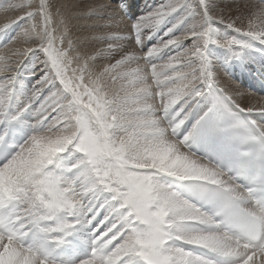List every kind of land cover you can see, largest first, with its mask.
Returning a JSON list of instances; mask_svg holds the SVG:
<instances>
[{
  "label": "snow or ice",
  "instance_id": "obj_1",
  "mask_svg": "<svg viewBox=\"0 0 264 264\" xmlns=\"http://www.w3.org/2000/svg\"><path fill=\"white\" fill-rule=\"evenodd\" d=\"M50 4L0 7L22 13L0 32L26 24L12 42L25 47L0 48V144L8 146L23 113L35 118L0 162V264H264V123L253 119L264 117V97L240 106L206 56L209 44L234 56L248 42L264 45V0L234 19L213 11L212 0H162L127 35L103 34L109 42L92 51L68 39L63 9ZM177 16L142 56L129 51L125 40L139 48ZM182 22L188 26L177 34ZM215 24L245 39L216 40ZM165 50L171 54L161 60ZM33 53L43 54V75L14 111L17 70ZM38 142L58 150L38 152ZM233 160L258 164V174L241 183ZM101 212L86 255L58 259Z\"/></svg>",
  "mask_w": 264,
  "mask_h": 264
},
{
  "label": "bare ground",
  "instance_id": "obj_2",
  "mask_svg": "<svg viewBox=\"0 0 264 264\" xmlns=\"http://www.w3.org/2000/svg\"><path fill=\"white\" fill-rule=\"evenodd\" d=\"M0 7L3 6L4 3L7 2V0H0ZM123 0H117L116 3L110 4L109 2H106V0H54V6H59L63 9L65 18H66V24H67V31L68 34H70L71 37L68 36V39H72L74 42L78 43V46L81 50H88L92 51L95 49H98L100 47H103V43H105V40L108 41V39L105 38H99L101 35L105 34L106 32H111L112 34H118V35H127V28L130 27L131 23L126 22L121 15L119 16V12H116L115 9L117 8V2L120 4ZM135 0H128V4L131 6ZM140 2V6L147 5L146 0H138ZM141 1H145L143 4ZM241 1V2H240ZM246 1V2H244ZM14 3H23L25 0H13ZM230 2V3H229ZM102 3H107L111 6L110 9L103 10V11H92L93 8L98 7ZM248 3V4H245ZM254 3V4H253ZM213 4V11H221L225 13L226 15H229L233 17V19L241 15V11L245 15L248 13V9L251 6L258 5L257 2L253 0H212ZM228 4H231L232 6H228ZM119 6V5H118ZM50 10H52V4H50ZM18 15H22V13L18 12H4L2 9H0V28L3 27L4 24L10 23L12 20H15ZM23 23V26L21 28H25L26 24L24 21H21ZM129 24V26H127ZM245 26L247 25V20L244 21ZM19 27V23L11 25L7 30L0 32L1 37H7L8 32H13ZM213 27L216 29V32L213 34V38L216 40H222L224 38H231L232 36H235L237 39H245L239 37L234 32L226 29L225 26H220V24H215ZM145 33H148V29H144ZM19 32V31H18ZM22 31H20L21 33ZM123 33V34H122ZM156 34V33H155ZM20 35L13 38L12 42L16 39H18ZM11 42V43H12ZM109 42V41H108ZM107 42V43H108ZM129 47V51L135 50L131 44L128 42L126 44ZM26 45L23 44L22 41H17L15 43H12L9 47L12 49L15 48H23ZM221 49L226 51L224 54L221 52ZM252 49V46L247 47V51H250ZM241 49H237V51H240ZM6 51V50H3ZM136 51V50H135ZM137 52V51H136ZM209 53H211L213 58L216 60L225 57L226 55H229L231 52L227 49H224L217 44H209L206 49V56L208 58L210 67L216 73L218 78L221 80L222 86L226 89L233 92V95L236 97L237 101L239 102L240 106L242 107H249L252 104L256 103L259 96H255L253 94H250L242 89H240L238 86H236L234 83H232L225 75H223L219 68L217 69L215 66H213V62L209 57ZM37 53L30 54L28 57L24 59V61L21 63L20 67L17 70V73L19 74L16 76L14 88L18 87H27L29 83L25 81L24 83L18 82L17 78L20 76H23L24 73H33L35 76L31 78V81L38 80V78H41L44 71V65L42 63L44 57L43 54L38 53L42 60L37 59L36 56ZM138 55H140L137 52ZM230 56V55H229ZM228 57V56H227ZM119 58V57H117ZM114 62V61H112ZM142 61H140L141 63ZM106 63V61H105ZM28 66H33L31 70H27ZM132 68L137 67L136 63L131 64ZM102 70V69H100ZM17 85V86H16ZM15 95H19V92ZM32 95L21 93L19 98H21L24 102H26L27 99H29Z\"/></svg>",
  "mask_w": 264,
  "mask_h": 264
},
{
  "label": "rangeland",
  "instance_id": "obj_3",
  "mask_svg": "<svg viewBox=\"0 0 264 264\" xmlns=\"http://www.w3.org/2000/svg\"><path fill=\"white\" fill-rule=\"evenodd\" d=\"M53 1L54 0H51V4H54L53 3ZM115 1H117V0H106V2H109L110 4H113V3H116ZM147 1V0H146ZM239 1V0H238ZM1 2V1H0ZM135 2V1H134ZM133 2V3H134ZM145 1H141V3L143 4ZM162 2V0H148L147 1V5H142L141 6V8H140V10H139V13H138V15L141 13H143V14H145L147 11H149V9L150 8H152L151 7V4L152 3H154L155 4V7L156 6H158L160 3ZM241 2V1H240ZM244 2H246V1H244ZM230 3V2H229ZM145 4V3H144ZM245 4H248V3H245ZM254 4V3H253ZM118 5H120L118 2H117V6ZM228 6H232L231 4H228ZM56 7H59V6H56ZM252 7V6H251ZM154 8V7H153ZM119 14V16L121 15L120 14V12L118 13ZM140 16V15H139ZM139 16H137V17H139ZM233 18V17H232ZM179 19V17L177 16V17H174V18H172V17H170L169 18V21H168V23H166L165 25H162L157 31H156V33L157 32H159L161 29H164V27L166 26V25H168L169 23H172V21H177ZM137 20V19H136ZM127 22V21H126ZM183 23V25L181 26V30H182V27L185 25V27H187L188 26V23L187 22H182ZM22 25H23V23L22 22H20L19 23V27L15 30V31H13V32H8L7 34V38H6V43L7 42H9L10 40H11V42H12V40H13V38L14 37H12V38H10V35L12 34V33H14V35H15V37L16 36H18V35H20L21 33H20V31H23L24 29L23 28H21L22 27ZM23 26H25V25H23ZM127 26H129V24L127 25ZM220 26L222 27V26H224V25H222V24H220ZM184 27V28H185ZM68 30V29H67ZM19 31V32H18ZM231 31V30H230ZM108 33H111V32H106L105 34H108ZM112 34V33H111ZM123 34V33H122ZM236 34V33H235ZM118 35V34H117ZM155 35V34H154ZM68 36L69 37H71L70 36V34H68ZM231 38H236L235 36H232ZM241 38H243V37H241ZM107 40H105V43H103V45H105V44H107ZM130 43L131 44V40H125V43L127 44V43ZM185 43H188V42H185ZM11 45V44H10ZM9 45V46H10ZM136 49V48H135ZM3 50H5V49H2L0 52H2ZM234 51H237V49H234ZM170 52V51H169ZM171 54V53H170ZM232 54V52L229 54V55H231ZM33 55H34V53H33ZM229 55H226L225 57H227V56H229ZM37 59H39V60H42L41 59V57H40V55L37 53L36 54V56H35ZM141 64H142V62H141ZM33 68V66H28L27 67V70H31ZM19 74L17 73V75L16 76H18ZM33 76H35V74H33V73H24L23 74V76H19L18 78H17V81L18 82H21V83H24L25 81H27L28 83H29V85H28V88L27 87H21V88H18V87H15L14 88V92H15V94H17L18 92H19V95H18V97L21 95V93H25V94H29V95H32V87H33V84L34 83H36V81L37 80H35V82L34 81H31V78L33 77ZM40 78H38V80H39ZM149 82H151V77L149 76ZM17 86V85H16ZM44 90V89H43ZM42 90V91H43ZM30 99H32V96L29 98V99H27L26 100V102L28 101V100H30Z\"/></svg>",
  "mask_w": 264,
  "mask_h": 264
},
{
  "label": "clouds",
  "instance_id": "obj_4",
  "mask_svg": "<svg viewBox=\"0 0 264 264\" xmlns=\"http://www.w3.org/2000/svg\"><path fill=\"white\" fill-rule=\"evenodd\" d=\"M36 150L38 152L44 153V152H53L57 151L58 149L55 148L52 144H45V143H37ZM169 163L173 164L174 166H179L181 162L179 160L170 161Z\"/></svg>",
  "mask_w": 264,
  "mask_h": 264
}]
</instances>
